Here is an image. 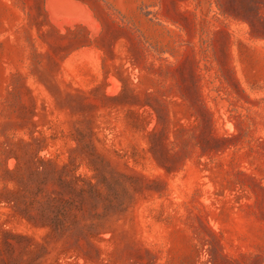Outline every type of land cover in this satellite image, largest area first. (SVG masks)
<instances>
[{
  "label": "rangeland",
  "instance_id": "1",
  "mask_svg": "<svg viewBox=\"0 0 264 264\" xmlns=\"http://www.w3.org/2000/svg\"><path fill=\"white\" fill-rule=\"evenodd\" d=\"M0 264H264V0H0Z\"/></svg>",
  "mask_w": 264,
  "mask_h": 264
}]
</instances>
